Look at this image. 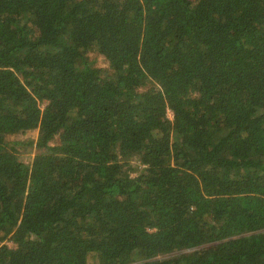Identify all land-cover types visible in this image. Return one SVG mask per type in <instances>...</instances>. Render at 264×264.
Returning a JSON list of instances; mask_svg holds the SVG:
<instances>
[{"label":"trees","instance_id":"16d2710c","mask_svg":"<svg viewBox=\"0 0 264 264\" xmlns=\"http://www.w3.org/2000/svg\"><path fill=\"white\" fill-rule=\"evenodd\" d=\"M90 254L264 264V0H0V264Z\"/></svg>","mask_w":264,"mask_h":264},{"label":"rangeland","instance_id":"374dc122","mask_svg":"<svg viewBox=\"0 0 264 264\" xmlns=\"http://www.w3.org/2000/svg\"><path fill=\"white\" fill-rule=\"evenodd\" d=\"M88 58L92 62L94 67L103 69L104 72L107 71L108 64L102 56H100L99 54H97L95 52H89ZM168 117L171 118L170 114H168ZM27 136H30L31 138L35 139L36 131L29 133ZM16 138L23 140L24 137H16ZM56 142H57V140L55 139L54 142L52 143V145ZM38 152H41V151L37 150L36 148H34L32 146L26 147V148H21V149H19V160L23 164H28V163H30L33 155L38 153ZM128 166L130 169L135 170V171L131 172V174H133L132 176L136 175L137 172H140L143 169L142 168L143 166H141L138 159H135V158L130 160V162L128 163ZM6 245L9 247H12V244H10V243H6ZM87 264H99V261L95 255L90 254L87 258Z\"/></svg>","mask_w":264,"mask_h":264}]
</instances>
